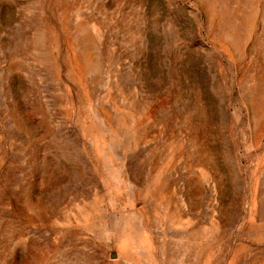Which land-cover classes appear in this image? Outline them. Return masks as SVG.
I'll list each match as a JSON object with an SVG mask.
<instances>
[{"label":"rangeland","instance_id":"374dc122","mask_svg":"<svg viewBox=\"0 0 264 264\" xmlns=\"http://www.w3.org/2000/svg\"><path fill=\"white\" fill-rule=\"evenodd\" d=\"M0 264H264V0H0Z\"/></svg>","mask_w":264,"mask_h":264}]
</instances>
